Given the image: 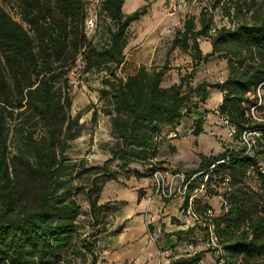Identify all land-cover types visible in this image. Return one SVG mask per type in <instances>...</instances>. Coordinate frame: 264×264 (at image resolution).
<instances>
[{
    "label": "trees",
    "instance_id": "1",
    "mask_svg": "<svg viewBox=\"0 0 264 264\" xmlns=\"http://www.w3.org/2000/svg\"><path fill=\"white\" fill-rule=\"evenodd\" d=\"M5 1L0 0V264H84L87 253L95 264L96 237L115 212L112 203L97 200L103 182L119 178V171L108 168L116 160L126 178L151 177L157 168L199 173L198 180L204 175L210 180L215 173L221 174L220 182L229 177L228 189L219 193L221 211L212 217L218 247L207 239L206 243L217 262L222 257L225 264H264V121L250 116L247 95L258 85L264 87V0H209L210 10L201 6L198 29L193 17L185 19L170 49L190 47L198 62L217 53L228 66L224 80L194 85L183 73L178 81L165 84L171 69L167 56L163 62L153 58L149 64H139L126 77L117 75L131 41L129 24L146 12V5L124 13V0H100L98 13L107 21L95 42L85 28L86 0H19L20 21L3 7ZM214 9L230 24L210 34ZM200 36L210 40V52L202 53ZM78 59L82 73L106 72L101 97L113 141L104 145L110 157L102 165L86 166L66 155L82 128L79 117L71 114L69 73ZM210 89L222 93L217 112L233 126L240 148L230 145L216 154L200 152L198 165L191 169L168 164L160 157L162 139L177 138V127L186 117L192 119L194 136L203 133L201 123L208 109L202 105ZM255 129L260 135L250 155L241 133ZM131 164L142 165L146 172ZM82 174L90 176L86 199L91 233L79 231L81 208L74 180ZM250 176L256 187L248 183ZM98 177L105 179L101 185ZM193 208L204 217L212 207L200 195ZM195 226L206 238L205 227ZM217 249L221 256L215 254ZM201 256L196 252L171 264H196Z\"/></svg>",
    "mask_w": 264,
    "mask_h": 264
},
{
    "label": "rangeland",
    "instance_id": "2",
    "mask_svg": "<svg viewBox=\"0 0 264 264\" xmlns=\"http://www.w3.org/2000/svg\"><path fill=\"white\" fill-rule=\"evenodd\" d=\"M148 1L147 6L152 9L155 7V16H151L154 20L156 17H165V19H171L170 21L159 23L156 30L146 34L143 38L142 45L130 50L125 49L126 59L117 68L116 73L120 77H126L128 74L134 72L139 64H149L153 61V58L157 62H163L165 57L169 58L171 65L172 75H168L166 83L170 82L176 77V72L183 73L186 76V82L195 84L197 81L217 82L222 81L228 76V66L225 58L214 53L208 58L198 62L197 57H194L195 52L192 48L175 47L173 50L170 49L171 42L175 32L178 29H183L185 19L189 17L194 18L195 28L200 27V13L202 4L197 0H187L185 3L178 4L176 0H146ZM99 2L100 0H86V6L88 9L89 16L97 14V22L93 28L87 31V35L92 37L95 42L102 37L105 28L104 25L107 20L99 15ZM140 3L142 0H126L128 8L133 7V4ZM3 7L15 18L20 21L18 11L20 9L19 0H6L2 2ZM154 15V14H153ZM173 17H176L173 20ZM143 19V18H142ZM239 17H235L234 21H238ZM141 16L132 21L129 24L130 39L135 37L139 33V30H145L146 24L142 23ZM173 20V21H172ZM229 25L230 19L222 15L219 9L213 11V25ZM199 47L203 52L210 49V40L208 37H198ZM209 41V42H208ZM191 43V40H188ZM207 53V52H206ZM82 62L78 59L76 65L72 67L69 78L71 83L70 94L72 96L71 114L79 117V123H82L81 133L78 137L70 141V147L66 150V155L71 160H82L84 165H102L104 161L110 157L108 150L104 147L105 143L112 142L110 134V120L107 115L104 106V98L101 97V89L104 88L101 82L102 75L105 71L100 73L85 74L81 71ZM174 73V74H173ZM261 93V104L257 106L256 111L258 116L264 118V87L260 89ZM249 105L254 104L255 98L253 92H249ZM220 95L217 92H213L211 96L206 99L202 109H208L204 120L201 125L203 133L199 140L195 143L191 139H187L184 133L179 132L177 138H165L162 139L161 144V155L168 164L173 166L181 167L182 169H191L196 167L194 158L196 152H206L208 154H216L223 151L227 146L234 148H240L241 144L238 139L233 138V133L230 134L229 127L223 122V118L217 112L218 102ZM193 101H197L193 98ZM96 110V114L92 115L93 110ZM213 109V110H212ZM188 117L182 120V123L188 122ZM258 121V120H256ZM262 122V121H258ZM193 123L191 124L192 127ZM165 131V129H164ZM186 132V131H185ZM175 139H184L180 144V151H177L174 143ZM176 142V141H175ZM210 150V151H209ZM195 155V156H194ZM139 171L146 172L142 165H139ZM110 170L119 171V178L125 179V170H123L119 160H116L108 165ZM144 175L147 179H150V185L146 188L152 190L151 177ZM221 174H213L210 180L207 181L205 192L201 195L202 200L210 202L213 205V209H218L222 198L219 197V193H222L219 182ZM89 177V178H88ZM139 178V176H135ZM247 181L254 187H256L255 178L250 176ZM104 177H98L97 183L101 185L104 181ZM129 181V180H128ZM90 183V176L82 174L79 178L74 180V184L78 186V201L81 208V216L79 221L81 233H91L94 229L91 227V219L88 213V202L86 199V185ZM34 185L29 184L30 190H34ZM142 191V189H141ZM177 198V197H174ZM172 198V199H174ZM110 217L108 220H110ZM119 224L113 225L111 223L107 226L105 231L100 232L96 237L95 252L93 253L97 257L95 264H107L101 259V252L104 248H107L108 236H111L113 229L118 227ZM105 232V233H104ZM198 234H201L202 242L206 243L204 231L199 229ZM199 237V235H196ZM200 240V241H201ZM91 254L87 253V261L84 264L90 263Z\"/></svg>",
    "mask_w": 264,
    "mask_h": 264
},
{
    "label": "crops",
    "instance_id": "3",
    "mask_svg": "<svg viewBox=\"0 0 264 264\" xmlns=\"http://www.w3.org/2000/svg\"><path fill=\"white\" fill-rule=\"evenodd\" d=\"M147 4L148 1L142 0L139 4L134 2L133 7L128 8L126 0L123 1L122 10L124 13H131L146 5V12L141 15L140 20L146 24V29L139 30V33L129 42L127 50L142 45L146 34L156 30L159 23L171 20L165 19V17H156L153 20L151 16H155L156 5L150 9ZM175 19L176 17H173V20ZM137 44L138 46H136ZM211 49L210 44V49L206 52H210ZM170 70H174V68ZM170 70L167 77L172 75ZM180 74L178 70L176 77L165 84L178 81ZM213 92L219 93L218 104H220L222 93L219 90L210 89L209 97ZM191 124L192 119L189 118L186 124L181 122L177 130L195 143L202 134L197 137L194 136L191 133ZM175 141L173 144H175L177 151H180L179 143L184 139H175ZM207 152L201 153L207 154ZM198 153L200 151L196 152V156L194 155V163L197 165L199 163ZM138 166L131 164L132 168L139 169ZM148 184L150 185V179L144 176L139 178L129 176L125 179H110L103 182L97 203L110 202L114 205L115 212L110 224L113 223L115 226L119 224L121 229L108 236L107 248L101 252V259L108 264H171L175 259L190 257L196 252H202V256L196 264H217L215 255L209 250L208 244L202 242L201 239L197 241V238H201V234H198L200 228L195 226L191 216L182 213V199L168 200L158 196L151 197L152 190L146 188ZM206 202L213 208L210 200ZM214 210L219 213L221 204L218 209L214 208ZM147 219L150 220L149 223L146 222ZM152 234L157 237L156 240L151 238Z\"/></svg>",
    "mask_w": 264,
    "mask_h": 264
},
{
    "label": "built area",
    "instance_id": "4",
    "mask_svg": "<svg viewBox=\"0 0 264 264\" xmlns=\"http://www.w3.org/2000/svg\"><path fill=\"white\" fill-rule=\"evenodd\" d=\"M178 4L185 3L187 0H176ZM201 4L205 5V10L210 8L208 7L209 0H197ZM96 16H89L86 20V31L93 28L95 24ZM225 24V23H224ZM218 25L211 26L209 33L213 34ZM260 85L257 86L255 92L253 93V97L255 98V103L250 106V116L258 121H264V118L258 116L256 108L261 104V93H260ZM223 122L228 125L229 132L232 134L234 132L233 126L228 124V121L223 118ZM175 132H170V136H175ZM260 135L259 130H244L241 133V142L244 145L246 152L250 155L254 154V150L256 147L257 139ZM214 166L211 165L210 168ZM199 173H193L191 175H187L184 171L176 170V169H161L157 168L153 171L151 175V185H152V195L158 196L162 199H172L177 197L182 199L183 206L181 211L184 215H189L194 219L195 225H200L205 227L206 239L207 242L213 246L218 247L217 237L214 231V224L212 222V217L218 214L213 208H208L206 211V216L202 217L198 213L195 212L193 208L194 199L200 196V194L205 192V188L208 181V175H204L201 180H198ZM229 184V177L225 176L221 179L220 186L223 189H228L227 186ZM221 198V196L219 195ZM150 199V197H149ZM225 204V203H223ZM221 211V210H220ZM147 223L150 222L148 219ZM153 240H156L155 235H151ZM217 255L221 256L222 252L220 249L216 250ZM103 264V263H102ZM108 264V263H107ZM217 264H225L222 257L219 258Z\"/></svg>",
    "mask_w": 264,
    "mask_h": 264
}]
</instances>
